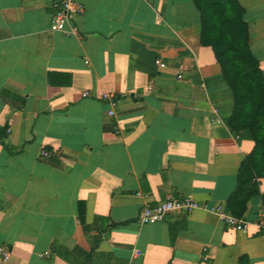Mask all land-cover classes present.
Returning a JSON list of instances; mask_svg holds the SVG:
<instances>
[{
  "label": "crops",
  "instance_id": "crops-1",
  "mask_svg": "<svg viewBox=\"0 0 264 264\" xmlns=\"http://www.w3.org/2000/svg\"><path fill=\"white\" fill-rule=\"evenodd\" d=\"M54 1L0 0V264H264L259 196L246 233L201 210L138 220L166 195L226 210L254 146L192 0H75L72 34ZM238 3L264 75V0Z\"/></svg>",
  "mask_w": 264,
  "mask_h": 264
},
{
  "label": "trees",
  "instance_id": "trees-1",
  "mask_svg": "<svg viewBox=\"0 0 264 264\" xmlns=\"http://www.w3.org/2000/svg\"><path fill=\"white\" fill-rule=\"evenodd\" d=\"M200 19V44L209 47L233 98L232 132L248 130L253 149L240 164L237 186L226 210L242 218L250 198L259 196L264 217V75L249 48L248 25L238 0H192ZM243 260V259H242Z\"/></svg>",
  "mask_w": 264,
  "mask_h": 264
},
{
  "label": "built area",
  "instance_id": "built-area-1",
  "mask_svg": "<svg viewBox=\"0 0 264 264\" xmlns=\"http://www.w3.org/2000/svg\"><path fill=\"white\" fill-rule=\"evenodd\" d=\"M51 8L53 16L50 30L52 32H60L63 34L74 33L70 28V24L75 17L83 13V7L75 0H55L52 3ZM155 64L161 69L165 68V64L159 60H156ZM178 78L182 77L178 76ZM84 95H87V93ZM101 99L110 107L107 112L108 117L113 118L115 116L114 108L116 105V97L112 93H104L101 95ZM41 155L47 157L49 153L43 151ZM137 196L146 199V196L141 193H137ZM196 210H201L217 216L228 229L241 233H246L247 231L248 222L227 212L223 205L200 203L191 197L177 198L171 195H166L162 201L155 205L146 203L140 211L138 220L141 225H154L164 221L171 214H189ZM257 225L264 233V217L262 215L258 219ZM47 255L48 253H44L40 256L43 257ZM9 259V251L5 247L0 246V260L2 262H8Z\"/></svg>",
  "mask_w": 264,
  "mask_h": 264
}]
</instances>
